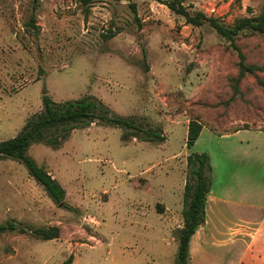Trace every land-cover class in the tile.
Instances as JSON below:
<instances>
[{
	"label": "rangeland",
	"instance_id": "1",
	"mask_svg": "<svg viewBox=\"0 0 264 264\" xmlns=\"http://www.w3.org/2000/svg\"><path fill=\"white\" fill-rule=\"evenodd\" d=\"M159 1L98 0L86 7L81 0H0V141L15 138L43 110L44 92L59 103L94 96L116 116L147 121L166 137L125 144L121 129L93 124L58 149L32 145L29 156L66 192L61 205L25 165L0 158V224L17 225L0 236V264H64L71 256L72 264H176L187 157L212 152L223 178L215 136L264 129V35L248 29L229 41L209 22L188 25ZM185 5L227 28L264 14V0ZM32 18L37 28L29 26ZM111 31L116 36L106 40ZM239 52L260 70L235 92ZM191 120L205 130L188 149ZM259 204L264 209V198ZM50 227L60 228L58 239L33 233ZM227 245L209 241L192 264H205L202 249L239 253Z\"/></svg>",
	"mask_w": 264,
	"mask_h": 264
},
{
	"label": "trees",
	"instance_id": "2",
	"mask_svg": "<svg viewBox=\"0 0 264 264\" xmlns=\"http://www.w3.org/2000/svg\"><path fill=\"white\" fill-rule=\"evenodd\" d=\"M98 0H81V3L90 7ZM159 1V0H158ZM188 0L159 1L170 11L185 18L188 25L201 27L209 22L216 32L223 38L233 41L235 36L244 30H253L264 35V14L257 18H242L233 28L223 26L217 19L209 18L205 13L189 12L185 3ZM136 13V10L134 11ZM136 21L139 19L136 17ZM29 26L37 28L32 18ZM116 36L110 32L105 35L106 40ZM145 53V51H144ZM239 74L235 80V92L238 91L239 82L247 74H254L260 70L255 65L245 63V55L239 52ZM148 71V67L146 69ZM95 125H104L122 130L121 140L127 144L133 139L147 143H162L166 137L160 127H154L147 121L134 117H120L113 114L98 98L87 95L77 100L67 102H54L46 92L43 95V110L34 114L26 121L20 133L13 139L0 141V158L11 159L22 163L30 176L44 189L47 195L57 204H63L66 192L59 182L49 174L45 167H41L29 156L28 151L34 144H43L52 149L60 148L77 129H84ZM203 125L199 120H191L188 125L186 146L194 147L199 139ZM187 179L183 198V226L177 240L179 249L176 264H190V242L196 232L206 222L207 197L212 188V165L207 153H192L187 157ZM162 212V211H160ZM17 229L15 223L0 224V236ZM33 233L36 237L49 241L58 239L61 234L59 227L37 228ZM73 256L64 262L72 264Z\"/></svg>",
	"mask_w": 264,
	"mask_h": 264
},
{
	"label": "crops",
	"instance_id": "3",
	"mask_svg": "<svg viewBox=\"0 0 264 264\" xmlns=\"http://www.w3.org/2000/svg\"><path fill=\"white\" fill-rule=\"evenodd\" d=\"M204 130L205 126L197 142ZM215 137L221 140L224 177L217 173L220 161L207 152L213 169L212 188L207 197L206 222L190 242V264L195 251L209 241L221 249L231 243L239 253L209 254L202 249L205 264H212V260L217 261L214 264H264V209L259 204L264 198V129L242 127ZM228 236L231 238L225 239Z\"/></svg>",
	"mask_w": 264,
	"mask_h": 264
}]
</instances>
